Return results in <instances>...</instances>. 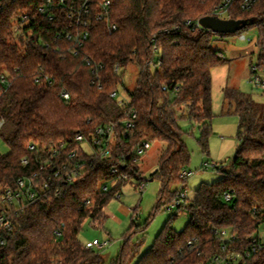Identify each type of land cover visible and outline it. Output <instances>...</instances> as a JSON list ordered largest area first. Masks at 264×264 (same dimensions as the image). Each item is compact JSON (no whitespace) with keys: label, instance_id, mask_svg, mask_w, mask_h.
Instances as JSON below:
<instances>
[{"label":"trees","instance_id":"1","mask_svg":"<svg viewBox=\"0 0 264 264\" xmlns=\"http://www.w3.org/2000/svg\"><path fill=\"white\" fill-rule=\"evenodd\" d=\"M110 1L111 20L118 30L111 33L104 22L93 19L89 40L73 55L68 52L71 43L58 38L69 24L65 11H58L53 22L34 23L16 34L14 17L42 5V0H1L0 77L9 74L12 84L0 95V137L10 148L8 154L0 155V183L13 186L17 178L38 172L39 161L55 156V151L57 165L80 164L84 169L76 181L60 184V193L52 194L51 203L39 202L11 214L13 229L3 234L6 244L0 246V264H106L99 251L80 241L83 224L89 219L93 227H102L108 219L106 208L128 182H115L112 167L127 173L129 180H143L138 164L131 163L128 155L144 141L167 145L159 169L151 176L162 184L155 211L173 205L188 211L191 220L178 232L170 219L145 252L146 229L139 230L134 224L112 264H132L135 259L136 264H216V258L226 259L245 250L264 224V127L257 107L236 89L223 91L239 118L241 146L230 169L218 182L201 185L194 200L179 202L187 184L180 174L187 169L191 155L178 123L184 115L176 109L188 110L189 119L199 127V146L208 155L212 72L227 60L212 48L216 34L195 26L201 18L212 16L222 0ZM229 18L258 20L233 35L260 26L256 67L264 72V0L248 12L235 6ZM87 58L103 65L101 89L93 83L95 75ZM130 63L141 74L129 102L119 104L111 94L120 93ZM45 76L52 79L51 84L45 82ZM37 78L41 81L36 82ZM64 91L70 100L64 99ZM132 110L137 118L127 129L121 122ZM109 125H115L109 158L88 151L76 140L77 135L90 139L98 128ZM28 144L36 150H29ZM23 159L28 160L27 165ZM112 182L105 191L104 186ZM178 184L181 189L171 191ZM225 228L233 229L234 240L224 242L216 233ZM134 235H139L136 242H132ZM242 264H264V248Z\"/></svg>","mask_w":264,"mask_h":264},{"label":"rangeland","instance_id":"2","mask_svg":"<svg viewBox=\"0 0 264 264\" xmlns=\"http://www.w3.org/2000/svg\"><path fill=\"white\" fill-rule=\"evenodd\" d=\"M260 29V26L248 28L243 32L244 39L240 38V35L222 37L216 34L213 37L212 48L224 54L227 62L213 71V119L208 155H204L199 146L198 140L201 136L199 127L189 119L188 110L184 107L176 109L184 115L180 117L178 123L185 133L184 140L191 155L186 169L193 172L186 184L185 191L188 201L194 200L201 185L216 183L224 177L223 172L230 169L236 152L241 146L237 137L239 118L235 114L234 104L224 100V88L239 90L247 100L254 103L261 121L260 125L264 127V86H259L254 82L255 76L264 81V72L258 71L256 75H252V68L259 62L260 51L256 44L261 34ZM233 46L248 47V51L243 56L232 59L231 48ZM152 71L155 72V69L152 68ZM140 74L141 70L136 64L130 63L127 66L124 86L119 89V104H121L120 101L129 102L130 94L134 92ZM84 146L89 151V146L87 144ZM166 148L167 145L164 142L151 143V148L138 163L143 180L132 179L123 186L121 199L114 198L106 208L108 219L102 227H93L89 219L84 222L80 241L87 244L96 238L101 243H108L103 250L95 248L103 255L106 264H112L116 260L122 243L134 224L139 225V230L146 229L145 243L142 247V252H145L153 246L170 219L174 229L178 232L190 222V213L184 209L178 210L173 205H164L157 212L155 211L162 184L158 179L151 180V176L159 169L160 160ZM9 152L10 148L0 137V155ZM206 163L210 165L209 168L204 167ZM140 182L146 184L143 192L139 189ZM178 188L181 189L179 184L170 189L174 191ZM183 201L185 200H181ZM260 230L264 231V224ZM138 236L134 235L132 242H136ZM136 261L137 259L132 264H136Z\"/></svg>","mask_w":264,"mask_h":264},{"label":"built area","instance_id":"3","mask_svg":"<svg viewBox=\"0 0 264 264\" xmlns=\"http://www.w3.org/2000/svg\"><path fill=\"white\" fill-rule=\"evenodd\" d=\"M259 0H222V2L215 7L212 16L219 17L221 19H230L229 15L231 10L237 6L243 12H248L254 8ZM0 7L1 0H0ZM63 10L66 12V18L69 20L67 28H65L58 38L61 37L71 43V47L68 48V52L73 55H78L79 51L84 47L85 43L89 40L90 30L89 26L93 19L97 22H104L109 32L118 30V25L112 23L111 20V1L110 0H42V5L31 6L17 16L12 21L13 31L16 34H21L25 27H31L34 23L38 26L44 24L46 21L53 22L57 19V12ZM188 25H193L191 21H187ZM203 29L197 21L196 26ZM240 38L244 39L245 36L241 34ZM47 48L51 47V43L46 44ZM221 57L225 58L223 54ZM86 63L92 67V72L95 75L94 82L97 83L99 89L102 88L100 83L99 71L103 69V65L96 64L92 59L87 58ZM116 70L121 72L122 68L116 65ZM254 75L257 74V67L252 68ZM46 83L51 84L52 79L48 76L44 77ZM41 78H37L36 82H40ZM254 82L259 86H264V81L258 77H254ZM12 81L9 74H4L0 77V95L4 90L9 89ZM113 98H119L120 93L113 92L111 94ZM63 97L66 100H70V94L67 91L63 92ZM121 104L123 101H120ZM137 118V112L132 110L128 113V118L121 123L125 125L127 129L134 126V121ZM3 126V122H0V129ZM115 137V125L102 126L98 128L95 134L86 139L83 135H77L76 140L83 146L87 144L89 149L96 150L102 158H109L112 156L111 147L114 144ZM63 146V144H61ZM27 148L31 151H35L36 147L33 144H28ZM151 148V143L144 141L137 145L135 149L128 155V159H131V163L138 164L141 157ZM95 152V151H94ZM55 156L46 158L39 161V171L33 173L30 176H22L17 178L13 186H5L0 183V246L6 244V238L4 233H9L13 229L11 221V214H18L24 212L27 208L35 205L36 203H51V196L53 193H60V184L62 182L76 181L84 167L80 164H74L70 166L68 163L57 165L55 158L58 154L55 151ZM75 155L73 153L71 158ZM23 164L27 165L28 160L23 159ZM126 164L127 161H126ZM205 168H209V164H204ZM218 168V166H215ZM111 172L116 175V181L127 182L129 181V175L127 173H121L117 166L112 167ZM42 173L44 174L42 176ZM193 172L183 170L180 174L181 179H188ZM115 182L104 186V190L107 191L110 186ZM52 185V186H51ZM146 184L140 182V191L145 190ZM122 193H118L116 198L121 199ZM225 198L229 200L230 194L226 193ZM186 199V191L181 192V200ZM178 202V203H179ZM87 205L90 201L85 202ZM261 228V227H260ZM260 228L249 239V246L242 251L235 252L226 259L216 258V264H242L245 259H249L255 254L259 253L264 248V231ZM216 233L223 239L224 242H230L235 239L232 228H225ZM108 243H101L98 239L87 244L88 248L103 249ZM189 246H193V242L190 241Z\"/></svg>","mask_w":264,"mask_h":264},{"label":"water","instance_id":"4","mask_svg":"<svg viewBox=\"0 0 264 264\" xmlns=\"http://www.w3.org/2000/svg\"><path fill=\"white\" fill-rule=\"evenodd\" d=\"M256 18L246 20L221 19L216 16H207L199 20L203 29L212 31L217 35H233L250 25L257 23Z\"/></svg>","mask_w":264,"mask_h":264},{"label":"crops","instance_id":"5","mask_svg":"<svg viewBox=\"0 0 264 264\" xmlns=\"http://www.w3.org/2000/svg\"><path fill=\"white\" fill-rule=\"evenodd\" d=\"M233 36H236V35H233ZM241 36V35H240ZM222 37H225V36H222ZM229 37H231V36H229ZM247 48L248 47H242V48H239V47H237V46H233V48H231V58L232 59H237L238 57H241V56H243L248 50H247ZM224 55V54H223ZM224 57H225V55H224ZM214 71V70H213ZM212 82H213V72H212ZM225 89V88H224ZM223 89V90H224ZM225 100V99H224ZM225 104V103H224ZM94 239H96V238H94ZM93 239V240H94ZM89 243V242H88ZM87 243V244H88Z\"/></svg>","mask_w":264,"mask_h":264}]
</instances>
